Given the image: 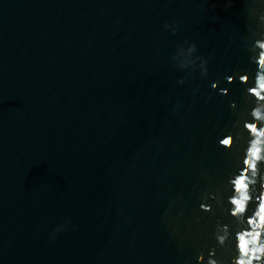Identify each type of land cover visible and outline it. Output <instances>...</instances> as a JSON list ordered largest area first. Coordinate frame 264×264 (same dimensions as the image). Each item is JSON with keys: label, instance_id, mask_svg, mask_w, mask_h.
Listing matches in <instances>:
<instances>
[{"label": "water", "instance_id": "1", "mask_svg": "<svg viewBox=\"0 0 264 264\" xmlns=\"http://www.w3.org/2000/svg\"><path fill=\"white\" fill-rule=\"evenodd\" d=\"M261 16L264 0H0V264H206L214 247L230 264L213 233L233 223L236 149L218 140L249 107ZM185 39L208 76L181 85ZM217 189L225 207L201 211Z\"/></svg>", "mask_w": 264, "mask_h": 264}, {"label": "clouds", "instance_id": "2", "mask_svg": "<svg viewBox=\"0 0 264 264\" xmlns=\"http://www.w3.org/2000/svg\"><path fill=\"white\" fill-rule=\"evenodd\" d=\"M207 4L209 0H200ZM225 10L233 5V0H224ZM215 7V4L212 5ZM207 10V9H206ZM212 21L217 17L212 16ZM264 22V16L260 17ZM163 29L170 30L172 35L180 31L181 22L173 19L170 23L165 22ZM251 63L256 65L254 79L248 74H237L240 83L248 85L244 90V100L249 107L240 113L242 118L237 119L233 124L234 129H238L234 134L229 132L218 140L220 147L232 151L236 149V170L230 174L227 180V188L231 194L227 196V213L232 218L233 223L225 224L218 222L213 233L217 245L221 249L233 251L230 264H264V34L260 38L254 39L250 45L246 46ZM198 49L194 42L185 39L177 44L176 50L169 59L174 62V67L187 72L185 76L178 77L177 84H184L194 77L199 71L202 78L208 76V59L203 55H197ZM225 80L231 84L236 80V76L229 75ZM219 79L213 81L211 89L218 90L220 95H228L227 88L220 87ZM199 92V88H193V94ZM179 105L174 106V111ZM232 109H236L235 102L230 104ZM242 127V131L239 130ZM244 133H247L246 147L241 150L237 147L238 141H245ZM200 210L211 212L212 205L207 203L209 199L215 201L221 208L225 207L221 190L206 192L202 197ZM254 205V208L252 207ZM251 209V212H250ZM62 221L71 225L72 230H77V225L72 223L70 216H65ZM197 222H199L197 220ZM69 227L61 226V223L53 227L48 236L55 241L58 233L67 232ZM197 264H205V255L199 253ZM206 264H224V261L217 257L216 248L208 252Z\"/></svg>", "mask_w": 264, "mask_h": 264}]
</instances>
